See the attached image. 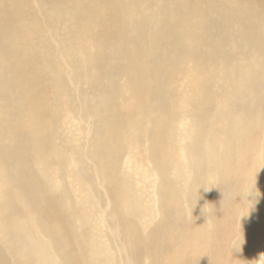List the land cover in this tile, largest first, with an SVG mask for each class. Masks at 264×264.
<instances>
[{
  "label": "rangeland",
  "instance_id": "374dc122",
  "mask_svg": "<svg viewBox=\"0 0 264 264\" xmlns=\"http://www.w3.org/2000/svg\"><path fill=\"white\" fill-rule=\"evenodd\" d=\"M172 1L41 0L40 63L32 66L39 74L21 78L35 79L33 92L14 102L10 74L4 66L0 68V110L25 98L38 100L42 108L33 122L30 107L20 110L30 116V122L19 147L10 155L0 152V173L13 189H27L35 203L42 197L51 204L47 212L63 227L55 256L62 258V251L68 250L72 264H93L89 243L97 239L91 240L76 216L65 215L63 205L77 204L90 187L100 200L90 223L102 234L111 264H264V0H225L227 6L247 2L250 12L222 25L176 24L170 32L181 31L177 38L186 43L188 52L181 48L173 57L169 41L149 40L156 19L165 15L162 6ZM196 1L207 7L219 0ZM77 4L84 6V13L75 20L66 18ZM139 12L149 19L128 27L131 14ZM216 13L213 8L212 15ZM106 33L110 38L103 42ZM125 34L136 36L140 52L136 63L141 70L155 74L173 61V69L161 79V95H153V100L141 97L135 91L139 86L130 90L122 71L105 73L124 65L126 53L115 46ZM215 46L219 50L210 55ZM193 47L202 58H195ZM97 48L109 56L93 60ZM254 52L260 61L253 62ZM7 60L0 43V62ZM79 64L86 67L74 78ZM242 70L251 79L242 101L229 106L227 120H213L211 99L226 101L239 86L230 78ZM165 95L168 103L162 104ZM105 98L107 104H103ZM129 105L134 109L127 113ZM121 115L129 120H112ZM239 115L246 128L245 153L229 177L205 171L187 190L171 192L172 170L164 165V158L172 156L163 154L165 149L205 153L213 136L220 140L227 132L234 133ZM20 117L14 114L10 126ZM121 123L135 125L134 134L124 135ZM197 127L199 142L191 147ZM113 130L119 144L113 169L117 175L131 173L135 193L144 205L137 214L122 209L115 187L108 186L100 174V160H86L92 168L86 179L69 176L71 163L78 157L74 145L110 136ZM3 138L0 131V143ZM57 181L62 185L59 191ZM38 209L33 205L12 215L9 230L0 235V264L36 263L28 240L13 234L11 228L29 224ZM136 247L139 251L130 259L128 251Z\"/></svg>",
  "mask_w": 264,
  "mask_h": 264
},
{
  "label": "bare ground",
  "instance_id": "6f19581e",
  "mask_svg": "<svg viewBox=\"0 0 264 264\" xmlns=\"http://www.w3.org/2000/svg\"><path fill=\"white\" fill-rule=\"evenodd\" d=\"M121 1L124 3L131 2V0ZM91 7L95 9L96 5L92 4ZM213 8H217L216 15H212ZM84 10V6L77 4L70 14H65V17L75 20L84 13ZM161 10L165 12V15L156 19L155 28L152 27L149 33V40L156 37L162 43L169 41L172 57L181 48L188 52L186 43H182V40L177 38L181 31L170 32L176 24L193 22L196 25H222L238 17L247 16L250 12L247 2L243 5L227 6L225 0L210 2L207 7H201L196 0H173L169 5H163ZM40 12L41 0H0V43L3 54L8 57L7 61L0 62V68L4 66L10 74L14 102H18L24 95L32 93L34 89L32 84H35V79L21 80V78L29 74H39L38 71L33 70L32 66L40 63ZM148 19L149 16L145 13H132L128 27L132 28ZM109 38L110 34L106 33L102 41L105 42ZM115 50L126 53L125 63L123 66L110 67L105 73L122 71L126 75L129 89L132 90L131 86L133 85L139 86L135 91L143 98L153 100V95H161V79L173 69V61L168 67L165 65L160 66L155 74L141 70V66L136 63V58L140 54L139 47L136 43V36L132 34L119 36ZM218 50L219 47L215 46L209 54L213 55ZM193 54L196 59L203 57L197 47H193ZM108 56L109 54L100 48H97L91 55L95 61L104 60ZM260 60L261 56L254 52L253 62ZM223 64L227 65L228 63L224 61ZM85 67L86 64L77 65L74 78ZM25 70L28 72H25ZM92 78H95V75ZM231 79L238 81L239 86L226 98V101L211 99V104L214 106L213 120L228 119L229 106L242 101L243 93L251 81L243 70L232 76ZM112 84L114 85L113 82ZM22 101L24 102H20L14 107L3 105V110H0L2 112L0 115V131L4 134V138L0 143L2 148L0 152L12 154L24 138V131L28 128L30 116L26 117L20 110L25 111L27 107H30L33 113L31 116L32 122L34 115L42 111L38 100L31 101L25 98ZM108 102L109 99L105 98L103 104ZM161 103H168V95L161 96ZM133 109V105H129L126 112L130 113ZM17 113H20L21 117L11 127L12 116ZM112 120L124 122L129 118L121 115ZM236 122L234 133L227 132L220 140L213 136L214 141L209 143L205 153L192 155L189 153H175L171 148L165 149L163 154L172 156L164 158V165L172 170L168 183V189L171 192L187 190L196 178H200L205 171L218 172L221 174L222 179L229 177L231 171L240 163L245 153L242 143L245 139L246 128L244 123L241 122L240 115ZM119 125L122 127L124 135L134 134L135 125H125V123ZM107 133H109V130ZM199 138V128L197 127L191 137V147L198 144ZM74 146L77 147L78 157L71 163L69 171L71 180L86 179L92 173L91 166L86 162L87 159L100 160L102 162L100 174L108 186L115 187V198L122 209L132 214H137L144 209L141 197L135 193V184L131 173L117 175L114 172L113 161L119 151V144L114 130L110 133V136L105 134L102 137L86 140L83 144H75ZM161 185H164V183H161ZM56 189L57 191L62 189L59 182L56 183ZM26 190L25 188L13 189L10 181H3V173H0V235L9 230L7 224L12 220L14 213L21 214L33 205H38L39 209L31 218L29 224L13 226L11 228L14 229L11 230L12 233L28 240L30 250L36 259L35 264H72L68 250L62 251V258L55 256L59 247L57 238L62 235L63 227L60 222H54L53 215L47 212L51 204H46V200L42 197L40 203L38 201L35 203L28 196ZM98 194L94 187L85 189L77 204L74 205L71 201L64 203L63 212L67 216H76L77 220L83 225V229L90 234L91 240L97 239L96 242L89 243L92 263L111 264L108 262V255L105 252V240L101 239L102 234L99 231H94L90 223L91 217L100 202ZM47 215L49 218H46ZM139 237V230H137V238ZM138 251V247L130 249L128 251L129 258L134 259ZM16 264H20V261L16 260Z\"/></svg>",
  "mask_w": 264,
  "mask_h": 264
},
{
  "label": "clouds",
  "instance_id": "9594fccd",
  "mask_svg": "<svg viewBox=\"0 0 264 264\" xmlns=\"http://www.w3.org/2000/svg\"><path fill=\"white\" fill-rule=\"evenodd\" d=\"M206 190H208V189H206ZM262 259H264V257H262Z\"/></svg>",
  "mask_w": 264,
  "mask_h": 264
}]
</instances>
